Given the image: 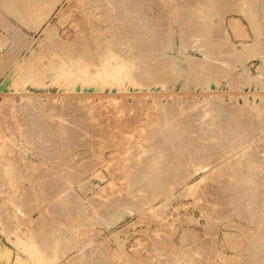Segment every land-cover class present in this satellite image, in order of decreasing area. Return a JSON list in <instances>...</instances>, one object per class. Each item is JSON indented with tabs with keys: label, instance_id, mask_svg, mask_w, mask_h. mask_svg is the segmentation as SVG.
I'll use <instances>...</instances> for the list:
<instances>
[{
	"label": "rangeland",
	"instance_id": "1",
	"mask_svg": "<svg viewBox=\"0 0 264 264\" xmlns=\"http://www.w3.org/2000/svg\"><path fill=\"white\" fill-rule=\"evenodd\" d=\"M189 1L0 0V264H169L177 261L175 258L177 263L170 264H179L180 260L182 264H191L192 260L193 264L264 263V251L260 253L264 222L257 221H264V201L260 205L264 200V0H217L220 6L215 0L212 4L210 0ZM192 3L195 7L202 4L204 9L210 4L214 7L206 9L211 17L203 16L206 26L193 10L195 7L188 8ZM181 5L187 8L184 15ZM197 21L201 26H196ZM196 39H202V44ZM191 74H195L193 79ZM206 115L217 120L220 117V129L226 127L221 129L220 141L201 136L198 119ZM63 134L70 143L62 138ZM164 153L171 158H164ZM156 157L166 164L157 166ZM152 159L156 170L160 167L167 174L171 168L173 172L166 175L171 184L166 190L171 195L167 197L166 191H155L158 170L152 166ZM220 164L226 165L221 168ZM226 167L229 177L224 173ZM53 175L56 179L50 177ZM143 175L147 180L141 181ZM58 177L65 180V185ZM242 183L246 184L243 188ZM234 186L238 190H232ZM220 187L223 190L219 192ZM250 189L257 193L246 192ZM54 200L59 202L58 207ZM207 202L215 207L218 202L222 205L217 210ZM255 209L260 210L259 214ZM252 235L259 238L255 240ZM250 239L256 243L252 245ZM165 254L172 259L168 261ZM93 255L99 258L92 259Z\"/></svg>",
	"mask_w": 264,
	"mask_h": 264
},
{
	"label": "bare ground",
	"instance_id": "2",
	"mask_svg": "<svg viewBox=\"0 0 264 264\" xmlns=\"http://www.w3.org/2000/svg\"><path fill=\"white\" fill-rule=\"evenodd\" d=\"M188 1H189V0H188ZM190 1H192V0H190ZM190 1H189V2H190ZM203 1H204V0H203ZM213 1H214V0H212V2H213ZM215 1H216V4H218V3H217V0H215ZM245 1H246V0H245ZM245 1H244V2H245ZM261 1H262V0H261ZM182 2H183V1H181V3H182ZM185 2H186V1H185ZM199 2H200V1H199ZM204 2H205V1H204ZM208 2H209V1H208ZM210 2H211V0H210ZM212 2H211V4H212ZM220 2H221V0H220ZM251 2H252V1H251ZM181 3H180V4H181ZM183 3H184V2H183ZM187 3H188V2H187ZM187 3H186V5H187ZM190 3H191V2H190ZM202 3H203V2H202ZM214 3H215V2H214ZM214 3H213V5H215ZM224 3H225V2H224ZM160 4H161V3H160ZM192 4H193V3H192ZM196 4H197V3H196ZM203 4H205V3H203ZM206 4H207V3H206ZM206 4H205V5H206ZM209 4H210V3H209ZM211 4H210V5H211ZM250 4H251V3H250ZM178 5H179V4H178ZM188 5H190V6H188V8H189V7H192V6L195 7L194 4H193V5L188 4ZM198 5H199V4H198ZM198 5H196V7L193 8V10L195 9V11L198 12V13L200 14V15H199V14L197 13V16H201V17H202L201 20H203V21H201V22H204V20L206 19V17H208V16L211 17L210 14H209L208 16H207V14H206V9H207V7H210V9H211V8L213 9L214 7H211L212 5H211V6L209 5V6L206 7V9H204L202 4H200L201 6H198ZM207 5H208V4H207ZM218 5L220 6V4H218ZM244 5H245V4H244ZM119 6H120V5H119ZM169 6H170V5H169ZM181 6H183V5H181ZM181 6H180V8H181ZM215 6H216V5H215ZM245 6H246V5H245ZM255 6H256V4H255ZM177 7H178V6H177ZM177 7H175V8H177ZM184 7H185V6H183V11H182V9H181V11L183 12V13L181 12V14H183V15H184V10L187 9V8L184 9ZM186 7H187V6H186ZM34 8H35V7H34ZM178 8H179V7H178ZM180 8H179V9H180ZM249 8H250V7H249ZM172 9H173V8H172ZM179 9H176V12H177V10L180 11ZM191 9H192V8H191ZM191 9H189V10H191ZM210 9H209V10H210ZM189 10H188V11H189ZM209 10H208V11H209ZM172 11H173V10H172ZM188 11H185V13L187 12L186 14H189ZM191 11H192V10H191ZM196 12H195V13H196ZM146 13H147V12H146ZM178 13H179V12H178ZM191 13H192V15H193L194 12H191ZM208 13H209V12H208ZM181 14H178V15H181ZM186 14H185V15H186ZM32 15H33V14H32ZM172 15H173V14H172ZM178 15H177V13H176V16H178ZM194 15H195V14H194ZM30 16H31V15H30ZM37 16H38V15H37ZM166 16H167V15H166ZM203 16H206V17H204V19H203ZM180 17H181V16H180ZM183 17L185 18V16H183ZM187 17H188V15H187ZM187 17H186V19H187ZM195 17H196V16H195ZM195 17H194V18H195ZM201 17H200V18H201ZM168 18H169V17H168ZM189 18H190V17H189ZM194 18L192 17L191 19H194ZM175 19H176V18H175ZM207 19H208V18H207ZM0 20H1V19H0ZM197 20H198V19H197ZM210 20H212V19H210ZM178 21H179V19H178ZM181 21H182V20H181ZM187 21L189 22L190 20H187ZM194 21H196V20H194ZM199 21H200V19H199ZM206 21H207V20H206ZM206 21H205V22H206ZM182 22H183V21H182ZM184 22H186V20H185ZM192 22H193V21H192ZM201 22H200V23H201ZM205 22H204V25H205ZM209 23L211 24V22H209ZM180 24H181V23H180ZM195 24H196V23H195ZM198 24H199V23H198V21H197L196 26H197ZM185 25H187V24L185 23ZM192 25H193V24H192ZM199 25H200V24H199ZM199 25H198V26H199ZM204 25H203V26H204ZM207 25L209 26V24H207ZM189 26H190V25H189ZM194 26H195V25H194ZM200 26H201V25H200ZM205 26H206V25H205ZM208 26H207V27H208ZM158 27H159V26H158ZM182 27H183V24H182ZM186 27H187V26H186ZM186 27L184 26V28H186ZM192 27H193V26H192ZM210 27H211V26H209V28H210ZM160 28H161V27H160ZM164 28H165V27H164ZM164 28H163V29H164ZM190 28H191V27H190ZM197 28H199V27H197ZM205 28H206V27H205ZM209 28H208V30H209V32H210V29H209ZM157 29H158V28H157ZM186 29H187V28H186ZM202 29H203V28H202ZM206 29H207V28H206ZM206 29H205V30H206ZM161 30H162V28H161ZM183 30H184V29H183ZM191 30H192V29H191ZM157 31H158V30H157ZM182 32H183V31H182ZM184 32H185V31H184ZM186 32H187V31H186ZM199 32H200V31H199ZM209 32L207 31L205 34L207 35V33L209 34ZM187 33H188V32H187ZM194 33H195V32H194ZM196 33H197V32H196ZM200 33H201V32H200ZM160 34H161V33H160ZM164 34H165V33H164ZM190 35H191V34H190ZM206 35H205V36H206ZM150 36H151V35H150ZM154 36H155V35H154ZM167 36H168V35H167ZM196 36H197V35H196ZM198 36H199V35H198ZM205 36H204V37H205ZM169 37H170V36H169ZM169 37H168V38H169ZM186 37H187V36H186ZM201 37H202V36H201ZM206 37H207V36H206ZM168 38H167V39H168ZM171 38H172V37H171ZM171 38H170V40H171ZM189 38H190V37H189ZM193 38H194V37H193ZM193 38H192V39H193ZM183 39H184V38H183ZM161 40H162V39H161ZM188 40H189V39H188ZM201 40H202V39H200V41H201ZM203 40H204V39H203ZM135 41H136V40H135ZM158 41H159V40H158ZM183 41H184V40H183ZM190 41H191V40H190ZM192 41H193V40H192ZM192 41H191V44L194 43L195 39H194L193 43H192ZM200 41H197V39H196V42H200ZM219 41H220V40H219ZM202 42H203V41H202ZM170 43H171V42H170ZM189 43H190V42H189ZM197 44H198V43H197ZM200 44H202V43L200 42ZM200 44H199V45H200ZM183 46H184V45H183ZM192 46H193V45H192ZM192 46H190V47H192ZM197 46H198V45H197ZM168 47H169V46H168ZM185 47H187V46H185ZM201 47H202V46H201ZM220 47H221V45H220ZM135 48H136V47H135ZM183 48H184V47H183ZM199 48H200V46H199ZM166 49H167V48H166ZM170 50H171V49H170ZM142 51H143V50H142ZM200 51H201V50H200ZM201 52H203V51H201ZM203 53H204V52H203ZM190 56H191V55H190ZM190 56L188 55V57H190ZM186 57H187V56H186ZM192 57H193V56H192ZM192 57H190V59H191ZM185 59H188V58H185ZM192 59H193V58H192ZM192 59H191V60H192ZM155 60H156V59H155ZM167 60H168V59H167ZM193 61H195V60H193ZM193 61H192V62H193ZM200 62H201V60H200ZM205 62H206V61H205ZM146 63H147V62H146ZM195 63H196V62H195ZM202 63H203V62H202ZM188 64H190V63H188ZM197 65H198V64H197ZM199 65H200V64H199ZM199 65H198V66H199ZM194 66H195V65H194ZM198 66H197V68H198ZM209 66H210V65H209ZM219 67H220V66H219ZM189 68H190V66H189ZM195 68H196V67H195ZM197 68H196V69H197ZM199 68H200V67H199ZM212 69H213V68H212ZM220 69H221V68H220ZM223 69H224V68H223ZM197 70H198V69H197ZM213 70H214V69H213ZM183 71H184V69H183ZM186 71H187V72H190V71L193 72L194 70H191V69H190V71H188V70H186ZM221 72H222V71H221ZM180 73H181V72H180ZM194 73H195V72H194ZM214 73H215V70H214ZM148 74H149V73H148ZM184 74H186L185 71H184ZM187 74H189V73H187ZM220 74H221V73H220ZM191 75H192V77H191L190 75H188V79H189V80H190L189 77H191V79H193V75H195V74H191ZM148 80H149V79H148ZM149 81H150V80H149ZM151 82H152V81H151ZM187 82H188V80H187ZM214 100H215V99H214ZM38 102H39V101H38ZM44 106H45V105H44ZM183 106H184V105H183ZM192 106H193V105H192ZM203 106H205V105H203ZM220 106H221V105H220ZM188 108H189V107H188ZM213 108H214V107H213ZM218 108H220V107H218ZM29 110H31V109H29ZM211 110H212V109H211ZM211 110H210V111L208 110V112H209L208 114H210ZM215 110H217V109H215ZM241 110H242V109H240V111H241ZM33 111H34V110H33ZM49 111H50V110H49ZM217 111H219V109H218ZM228 111H229V110H228ZM228 111H227V112H228ZM231 111H232V110H231ZM199 112H200V111H199ZM205 112H206V111H205ZM214 112H216V111H214ZM223 112H224V110H223ZM227 112H225V113H227ZM200 113H201V112H200ZM211 113H212V112H211ZM216 113H217V112H216ZM219 113H220V112H219ZM236 113H238V112H236ZM31 114H32V113H31ZM34 114H35V113H34ZM176 114H177V113H176ZM183 114H184V113H183ZM201 114H202V113H201ZM201 114H200V115H201ZM214 114H215V113H214ZM222 114H223V113H222ZM230 114H231V113H229V115H230ZM251 114H252V113H251ZM219 115H220V114H219ZM224 115H225V114H224ZM227 115H228V114H227ZM202 116H203V115H202ZM213 116H214V115H213ZM216 116H218V115L216 114ZM231 116H232V114H231ZM53 117H54V116H53ZM204 117H205V118H202L200 121H199V119H198V123H199L200 126H201V134L203 133L201 136L206 137L208 141H212V142L217 141V140H219L220 138H222L223 136L221 137V135H222V133H223V130L221 131V129H222L223 127L220 129L221 126L219 127V125H218V124L221 125V123H222V122H220L221 120L219 121L220 123H218V120H219L220 117L218 118V120L215 119V118H216L215 116H214V118H212V117H209V118H208V115H206V116H204ZM228 117H229V116H228ZM250 117H251V116H250ZM55 118H56V117H55ZM233 118H234V115H233ZM57 119H58V118H57ZM160 119H161V118H160ZM168 119H169V118H168ZM190 119H191V118H190ZM220 119H221V118H220ZM6 120H7V119H6ZM28 120H29V119H28ZM54 120H56V119H54ZM62 120H63V119H62ZM64 120H65V119H64ZM231 120H232V118H231ZM233 120H234V119H233ZM239 120H240V119H239ZM49 121H50V120H49ZM58 121H59V120H58ZM194 121H195V120H194ZM223 121H226V120L223 119ZM235 121H237V119H236ZM50 122H51V121H50ZM52 122H53V121H52ZM56 122H57V121H56ZM61 122H62V121H61ZM61 122H60V123H61ZM64 122H65V121H64ZM71 122H72V121H71ZM71 122H70V124H71ZM229 122H230V121H229ZM231 122H232V121H231ZM57 123H59V122H57ZM227 123H228V122H227ZM232 123H235V122H232ZM61 124H62V123H61ZM222 124H223V123H222ZM23 125H24V124H23ZM51 125H53V124H50V126H51ZM54 125H55V124H54ZM63 125L65 126V124H63ZM72 125H73V124H72ZM225 125H227V124H224V126H225ZM230 125H231V124H230ZM230 125H229V126H230ZM250 125H251V124H250ZM13 126H14V124H13ZM24 126H25V125H24ZM50 126H49V127H50ZM64 126H63L62 128H64ZM66 126H68V125H66ZM70 126H71V125H70ZM198 126H199V125H198ZM14 127H15V126H14ZM29 127H30V126H29ZM47 127H48V126H47ZM53 127H54V126H53ZM58 127H60V126H57V128H58ZM69 128H70V127H68V129H69ZM198 128H199V127H198ZM225 128H226V127H225ZM225 128H223V129L226 130ZM242 128H243V127H242ZM246 128H247V127H246ZM4 129H5V128H4ZM46 129H48V128H46ZM52 129H53V128H52ZM54 129L56 130V128H54ZM188 129H189V128H188ZM229 129H230V128H229ZM231 129H233V128L231 127ZM251 129H252V128H251ZM15 130H16V129H15ZM44 130H45V129H44ZM49 130H50V129H49ZM55 130H54V131H55ZM64 130H65V129H64ZM64 130H63V132H64ZM248 130H249V129H248ZM51 131H52V130H50V132H51ZM60 131H61V130H59V132H60ZM66 131H67V130H66ZM66 131H65V132H66ZM71 131H72V130H71ZM196 131H197V130H196ZM232 131H233V130H232ZM14 132H15V131H14ZM69 132H70V131H69ZM69 132H68V133H69ZM72 132H73V131H72ZM199 132H200V131H197L198 134H199ZM224 132L226 133V131H224ZM229 132H230V130H229ZM10 133H11V132H10ZM66 133H67V132H66ZM66 133H65V136H66ZM227 133H228V132H227ZM230 133H232V132H230ZM230 133H229V137H227L228 135L226 136V138H227V139H226V142H227L228 138H230ZM38 134H39V133H38ZM47 134H48V133H47ZM57 134H58V133H57ZM170 134H171V133H170ZM198 134H197V136L200 135V134H199V135H198ZM236 134H238V133H236ZM247 134H248V133H247ZM9 135H10V134H9ZM48 135H49V134H48ZM58 135H59V134H58ZM58 135H57V136H58ZM68 135H69V134H68ZM223 135H224V134H223ZM233 135H234V134H232L231 136H233ZM49 136H51V135H49ZM49 136H48V137H49ZM52 136H54V135L52 134ZM63 136H64V134H63ZM63 136H62V138H63L64 140H66V138L68 137V136H67V137L65 138V136H64V137H63ZM194 136H196V135L194 134ZM201 136H200V137H201ZM235 136H236V135H235ZM238 136H239V135H238ZM185 137H186V136H185ZM224 137H225V136H224ZM1 138H2V137H1ZM50 138H51V137H50ZM50 138H49V139H50ZM53 138H54V137H53ZM53 138H52V139H53ZM60 138H61V137H60ZM172 138H173V140H174V136H173ZM176 138H177V137H176ZM191 138H192V137H191ZM233 138H234V136H233ZM233 138H232V139H233ZM10 139H11V138H10ZM15 139H16V138H15ZM58 139H59V138H58ZM168 139L170 140V137H168ZM180 139H181V137H180ZM195 139H196V138H195ZM198 139H199V138H198ZM200 139H201V138H200ZM224 139H225V138H224ZM238 139H239V138H238ZM55 140H56V138H55ZM67 140H68V139H67ZM67 140H66V141H67ZM173 140H172V141H173ZM220 140H221V139H220ZM220 140H219V141H220ZM229 140H230V139H229ZM234 140H235V142H236L237 139H234ZM234 140H233V141H234ZM7 141H8V140H7ZM53 141H54V140H53ZM60 141H62V139H61ZM60 141H59V142H60ZM68 141H69V143H70L71 140H68ZM162 141H163V140H162ZM180 141H181V140H180ZM190 141H191V140H190ZM222 141H223V140H222ZM231 141H232V140H231ZM0 142H1V141H0ZM17 142H18V141H17ZM47 142H48V141H47ZM50 142H51V141H50ZM54 142H55V141H54ZM56 142L58 143V140H57ZM56 142H55V144H56ZM199 142H200V141H199ZM229 142H230V141H229ZM239 142H240V140H239ZM259 142H260V141H259ZM11 143H12V142H11ZM52 143H53V142H52ZM52 143H50V144L52 145ZM67 143H68V142H67ZM173 143H174V142H172L171 145H173ZM188 143H189V142H188ZM196 143H197V142H196ZM200 143H201V142H200ZM200 143H199V144H200ZM218 143H219V142H218ZM232 143L234 144V142H232ZM246 143H247V142H246ZM262 143H263V142H262ZM48 144H49V143H48ZM55 144H54V145H55ZM61 144H63V142H62ZM64 144L66 145V143H64ZM146 144H147V142H146ZM150 144H151V143H150ZM168 144H169V143H168ZM179 144H180V143H179ZM179 144H178V146H179ZM214 144H215V143H214ZM216 144H217V143H216ZM252 144H253V143H252ZM257 144H258V143H257ZM65 145H64V146H65ZM136 145H137V144H136ZM171 145H170V146H171ZM174 145L176 146V142H175ZM194 145H195V144H194ZM209 145H210V144H209ZM220 145H221V144H220ZM224 145H225V144H224ZM227 145H228V144H227ZM229 145H230V144H229ZM235 145L237 146V144H235ZM240 145H241V144H240ZM4 146H5V145H4ZM4 146H2V147H4ZM48 146H49V145H48ZM58 146H59V145H58ZM61 146H62V145H61ZM64 146H62V147H64ZM165 146H166V145H165ZM167 146H168V145H167ZM175 146H174V147H175ZM195 146H196V145H195ZM198 146H199V145H198ZM230 146H231V145H230ZM236 146H235V147H236ZM249 146H250V145H249ZM5 147H6V146H5ZM50 147H51V146H50ZM65 147H66V146H65ZM134 147H135V146H134ZM137 147H138V146H137ZM162 147H163V146H162ZM168 147H169V146H168ZM168 147H167V148H168ZM171 147H173V146H171ZM176 147H177V146H176ZM176 147H175V148H176ZM207 147H208V146H207ZM210 147H211V145H210ZM232 147H234V146H232ZM232 147H231V148H232ZM246 147H248V146H246ZM59 148H60V147H59ZM26 149H27V148H26ZM56 149H58V148H56ZM63 149H64V148H63ZM176 149H178V148H176ZM176 149H175V150H176ZM205 149H206V148H205ZM209 149H211V148H209ZM242 149H243V148H242ZM242 149H241V150H242ZM6 150H7V149H6ZM13 150H14V149H13ZM50 150H51V149H50ZM52 150L54 151L55 149L52 148ZM60 150H62V148H61ZM60 150H59V151H60ZM134 150H136V151H138V153H140V152H139V149L137 150L136 148H134ZM146 150H147V149H146ZM169 150H170V149H169ZM214 150H215V149H214ZM217 150H218V149H217ZM254 150H255V149H254ZM259 150H260V149H259ZM8 151H9V148H8ZM64 151H65V150H64ZM140 151H141V150H140ZM143 151H144V150H143ZM157 151H158V150H157ZM164 151H165V150H164ZM209 151H210V150H209ZM6 152H7V151H6ZM6 152H5V153H6ZM62 152H63V151H62ZM165 152H166V151H165ZM167 152H168V151H167ZM171 152H172V151H171ZM171 152H170V153H171ZM177 152H179V150H177L176 153H174L175 156H176ZM183 152H184V151H183ZM202 152H203V151H202ZM218 152H219V151H218ZM220 152H221V151H220ZM255 152H256V151H255ZM52 153H53V152H51V155H52ZM54 153H55V152H54ZM54 153H53V154H54ZM138 153H137V155H139ZM172 153H173V152H172ZM12 154H13V153H12ZM141 154H142V153H141ZM160 154H161V153H160ZM164 154H165V156H166V153H164ZM179 154H181V153H178V155H179ZM184 154H185V153H184ZM191 154H192V153H191ZM222 154H223V153H222ZM227 154H228V153H227ZM233 154H234V153H233ZM237 154H238V153H237ZM249 154H250V153H249ZM0 155H1V154H0ZM2 155H3V153H2ZM6 155H7V154H6ZM6 155H4V156L6 157ZM60 155H62V156H63V155L67 156L66 154H60ZM142 155H143V154H142ZM142 155H141V158L143 157ZM182 155H183V154H182ZM187 155H188V154H187ZM187 155H186V156H187ZM242 155H244V154H242ZM52 156H54V155H52ZM146 156H147V155H146ZM153 156H154V155H153ZM158 156H159V154H158ZM170 156H171V155H170ZM170 156L167 154L166 157H164V156H162V157H164V158H168V157H170ZM173 156H174V155H173ZM180 156H181V155H180ZM180 156H178V157H180ZM183 156L185 157V155H183ZM190 156H191V158H192V155H190ZM194 156H195V155H194ZM206 156H207V154H206ZM209 156H210V155H209ZM240 156H241V155H240ZM159 157H160V156H159ZM162 157H161V158H162ZM178 157H177V158H178ZM184 157H183V158H184ZM199 157H200V156H199ZM216 157H217V156H216ZM55 158H56V157H55ZM64 158H65V157H64ZM145 158H146V157H145ZM157 158H158V157H156V159H157ZM164 158H162V159L164 160ZM170 158H171V157H170ZM170 158H169V160H170ZM175 158H176V157H175ZM177 158H176V159H177ZM188 158H189V157H188ZM196 158H197V157H196ZM231 158L234 159V157H231ZM238 158H239V156H238ZM2 159H3V157H2ZM4 159H5V158H4ZM4 159H3V161H4ZM7 159H9V158H7ZM7 159H6V160H7ZM57 159H58V157H57ZM62 159H63V158H61V160H62ZM143 159H144V158H143ZM156 159L154 158L155 161H156ZM181 159H182V158H181ZM192 159H193V158H192ZM233 159H232V160H233ZM251 159H252V158H251ZM251 159H250V160H251ZM6 160H5V161H6ZM23 160H24V159H23ZM59 160H60V159H59ZM65 160H66V158H65ZM140 160H141V159H140ZM150 160H151V159H150ZM150 160H149V161H150ZM158 160H159V159H157V162H158ZM160 160H161V159H160ZM169 160H167V163H168ZM172 160H173V157H172L171 161H172ZM177 160L180 162L179 159H177ZM183 160H184V159H183ZM200 160H201V158H200ZM228 160H229V159H228ZM237 160H238V159H237ZM237 160H236V161H237ZM245 160H246V159H245ZM0 161H1V160H0ZM7 161H8V160H7ZM15 161H16V160H15ZM57 161H58V160H57ZM62 161H63V160H62ZM122 161H123V160H122ZM146 161H147V160H146ZM155 161H154V162H155ZM161 161H162V160H161ZM165 161H166V160H165ZM178 161H177V162H178ZM189 161H190V160H189ZM194 161H195V159H194ZM202 161H203V160H202ZM225 161H226V160H225ZM230 161H231V160H230ZM241 161H242V160H241ZM246 161H248V160H246ZM65 162H66V161H65ZM139 162H140V161H139ZM150 162H153V159H152V161H150ZM154 162L152 163V164H153L152 166H153L154 169H155V168H156V166H155L156 163H155V165H154ZM162 162L164 163V161H162ZM162 162H158V163H157V164H158L157 166H160L159 163L162 164ZM169 162H170V161H169ZM172 162H175V161H172ZM172 162H170V163H172ZM182 162H183V161H182ZM185 162H187V161H185ZM191 162H192V161H191ZM199 162H200V161H199ZM238 162H239V161H238ZM2 163H3V162H2ZM18 163H19V162H18ZM57 163H58V162H57ZM123 163H124V162H123ZM142 163H143V162H142ZM142 163H141V164H142ZM147 163H148V162H147ZM196 163H197V161H196ZM196 163H195V164H196ZM202 163H203V165H204V162H202ZM202 163H201V164H202ZM221 163H222V162H221ZM233 163H235V162H233ZM248 163L250 164V162H248ZM61 164H62V163H61ZM145 164H146V163H145ZM149 164H150V163H149ZM164 164H166V163H164ZM164 164H163V165H164ZM172 164H173V163H172ZM172 164H171V165H172ZM182 164H183V163H182ZM190 164H191V163H190ZM216 164H217V163H216ZM218 164H219V163H218ZM227 164H230V162L227 163ZM236 164H237V163H236ZM243 164H244V163H243ZM245 164H246V163H245ZM2 165H3V164H2ZM9 165H10V164H9ZM9 165H8V166H9ZM63 165H64V164H63ZM66 165H67V166L69 165L68 162H67ZM171 165H170V166H171ZM176 165H177V164H176ZM176 165H175V166H176ZM188 165H189V164H188ZM198 165H200V164L198 163ZM203 165H202V166H203ZM222 165H223V164H222ZM225 165H226V164H225ZM225 165L221 166V164H220L219 166H221V168H222V167L224 168ZM234 165H235V164H234ZM33 166H34V165H33ZM141 166H142V168H143V165H141ZM146 166L148 167L149 165L147 164ZM146 166H145V167H146ZM161 166H162V165H161ZM166 166H168V164H167ZM166 166L164 165L163 167L165 168ZM178 166H179V164H178ZM181 166H182V165H181ZM193 166H196V165L192 164L191 167H193ZM204 166H205V165H204ZM206 166H207V165H206ZM227 166H228V165H227ZM236 166H237V165H236ZM239 166H240V165H239ZM244 166H245V165H244ZM244 166L242 167V169L245 168ZM254 166H255V164H254ZM254 166H252V167H254ZM1 167H2V166H1ZM153 167H152V169H153ZM163 167H162V168H163ZM168 167H169V166H168ZM173 167H174V166H172V168H173ZM179 167H180V166H179ZM179 167L176 166V168H175V167H174V168L177 169V168H179ZM182 167H183V166H182ZM184 167H185V166H184ZM186 167H187V166H186ZM191 167H190V168L187 167V169H192ZM232 167H233V165L231 164V168H232ZM234 167H235V166H234ZM240 167H241V166H240ZM246 167H249V168H250L251 166H246ZM59 168H60V167H59ZM68 168H69V167H68ZM142 168H141V169H142ZM150 168H151V167H150ZM180 168H181V167H180ZM194 168H197V167H194ZM213 168H215V167H213ZM216 168H218V166H217ZM216 168H215V169H216ZM226 168H227V171H225V169H224L225 172H224V171H222V172H224V173L228 172V167H226ZM229 168H230V167H229ZM236 168H238V169H237L238 172L241 171V168H240V170H239V167H236ZM61 169L63 170V166H61ZM64 169H65V166H64ZM146 169H147V168H146ZM166 169H167V168H166ZM166 169H164V170H166ZM168 169L171 170V168H168ZM175 169H174V171H176ZM184 169H185V168H184ZM209 169L211 170V168H209ZM209 169H208V170H209ZM232 169H233V168H232ZM232 169H231V171H232ZM245 169H246V168H245ZM245 169H244V170H245ZM256 169H257V167H256ZM59 170H60V169H58V171H59ZM62 170H61V173H62ZM66 170H68V169H66ZM66 170H65V171H66ZM155 170H156V169H155ZM157 170H158V171H157ZM157 170H156V171H157V173H158V176H157V175H156V176L158 177V185H156L157 190L155 189V191L158 192V190H159V193H160V191L162 192V191H166V190H168V186H169V185L171 186V184L168 185V181H169L170 179H167L168 177H167L166 175H167L168 173H173V172H170V170H169V172L166 174L167 171H166V172H165V171H162V169H161L160 167H159ZM195 170H197V169H195ZM213 170H214V169H213ZM221 170H222V169H221ZM221 170H218V171L220 172ZM229 170H230V169H229ZM235 170H236V169H235ZM235 170L233 169V171H234L233 173H235ZM249 170H250V169H249ZM253 170H254V168H253ZM261 170H262V169H261ZM68 171H70V170H68ZM147 171H149V170H147ZM153 171H154V170H153ZM177 171L180 172V170H177ZM182 171H183V170H182ZM193 171H194V169H193ZM216 171H217V170H216ZM251 171H252V169H251ZM251 171H250V172H251ZM262 171H263V170H262ZM45 172H46V171H45ZM141 172H142V171H140L139 174H140ZM154 172H155V171H154ZM183 172H185V171H183ZM206 172H207V171H206ZM236 172H237V171H236ZM246 172H247V171H246ZM254 172H255V171H254ZM259 172H260V170H259ZM263 172H264V171H263ZM64 173H66V172H64ZM144 173H145V172H144ZM149 173H152V172H149ZM149 173H148V174H149ZM207 173H208V172H207ZM213 173H214V171H213ZM228 173H229V172H228ZM240 173H241V172H240ZM240 173H239V175L242 174V173H241V174H240ZM256 173H258V172H256ZM9 174H10V173H9ZM57 174H58V173H57ZM67 174H69V173H67ZM70 174H71V173H70ZM148 174H145V175H148ZM152 174L155 175L154 173H152ZM174 174H176V177H177V172H176V173L174 172ZM174 174H173V175H174ZM191 174H193V172H192ZM209 174H210V173H209ZM215 174H216V173H215ZM226 174H227V173H226ZM58 175H59V177H60V173H59ZM62 175H63V174H62ZM145 175H143L144 178H143V180H141V181H145V180H147V179H146L147 177L145 178ZM181 175H182V174H181ZM185 175H186V174H185ZM187 175H188V174H187ZM211 175L214 176V174H212V173H211ZM211 175H210V176H211ZM221 175H222V173H221ZM223 175H224V174H223ZM227 175H228V174H227ZM227 175H226V176H227ZM229 175H230V173H229ZM229 175H228V177H229ZM243 175H244V173H243ZM245 175H246V174H245ZM248 175H249V174H248ZM250 175H251V174H250ZM256 175H257V174H256ZM259 175H260V174H259ZM53 176H54V175H53ZM53 176H50V177H51V178H55V177H56V176H54V177H53ZM70 176H71V175H70ZM70 176H69V177H70ZM150 176H151V175H150ZM206 176H207V175H206ZM226 176H224V177H226ZM233 176H235V175H233ZM236 176H238V175L236 174ZM236 176H235V177H236ZM246 176H247V175H246ZM246 176H245V178H246ZM252 176H253V174H252ZM252 176H249V178L252 177ZM41 177H42V176H41ZM46 177L48 178L49 176L46 175ZM59 177H58V179H59ZM62 177H65V176H62ZM139 177H140V176H139ZM141 177H142V176H141ZM157 177H156V178H157ZM169 177H170V175H169ZM181 177H183V176H181ZM208 177H209V176H208ZM217 177H219V178H217ZM217 177H216L217 179H220V176H218V173H217ZM221 177H223V176H221ZM255 177H256V176H254L253 178H255ZM257 177H258V176H257ZM257 177H256V178H257ZM261 177H262V175H261ZM38 178H39V177H38ZM66 178H68V177H66ZM66 178H65V179H66ZM151 178H152V176H151ZM154 178H155V176H154ZM154 178H153V179H154ZM156 178H155V179H156ZM174 178H175V177H174ZM179 178H180V177H178V179H179ZM204 178L206 179L207 177L204 176ZM213 178H214V177H213ZM232 178H233V177H232ZM238 178H240V177H238ZM242 178H243V177H242ZM242 178H241V179H242ZM253 178H252V179H253ZM9 179H10V178H9ZM45 179H46V178H45ZM49 179H50V178H49ZM55 179H56V178H55ZM60 179L62 180L63 178H60ZM60 179H59V180H60ZM141 179H142V178H141ZM144 179H145V180H144ZM148 179L150 180L149 176H148ZM153 179H152V182H153ZM183 179H185V178L183 177ZM183 179H182V180H183ZM207 179H208V178H207ZM207 179H206V180H207ZM209 179L211 180V178H209ZM217 179H216V180H217ZM230 179H231V177H230ZM234 179H235V178H234ZM234 179H233V180H234ZM236 179H237V178H236ZM247 179H248V178H247ZM10 180H11V179H10ZM13 180H14V177H13ZM13 180H12V184H14V183H13ZM61 180H60V181H61ZM139 180H140V179H139ZM149 180H148V181H149ZM171 180H172V175H171ZM179 180H180V179H179ZM182 180H181V181H182ZM203 180H204V179H203ZM216 180H215V181H216ZM220 180H221V179H220ZM220 180H219V181H220ZM223 180H224V179H223ZM225 180H228V179L225 178ZM237 180H238V179H237ZM237 180H234V182L237 181ZM248 180L252 181L251 179H248ZM253 180H255V179H253ZM261 180H262V179H261ZM261 180H260V181H261ZM263 180H264V179H263ZM263 180H262V181H263ZM53 181H56V180L53 179ZM63 181H64V185H65V180L63 179ZM71 181H72V180H71ZM71 181H69L67 184H68V185H69V183L71 184ZM148 181H147V182H148ZM156 181H157V180H156ZM156 181H155V182H156ZM172 181H173V180H172ZM184 181H185V180H184ZM213 181H214V180H213ZM230 181H231V180H230ZM239 181H240V179H239ZM242 181H244V178H243V180H241V182H242ZM245 181H246V180H245ZM51 182H52V181H51ZM51 182H50V183H51ZM57 182L60 183L58 180H57ZM155 182H154V184H155ZM173 182H175V181H173ZM173 182H172V183H173ZM177 182H178V180H177ZM222 182H223V181H222ZM247 182H249V181H247ZM252 182H253V181H252ZM252 182H251V183L249 182L250 185H251V184H252V185L254 184V183H252ZM53 183H54V182H53ZM53 183H52V184H53ZM55 183H56V182H55ZM58 183H57V184H58ZM181 183H182V182H181ZM199 183H201V182H199ZM204 183H205V181H204ZM204 183H201V184H204ZM207 183H208V182H207ZM219 183H221V181L218 182V184H219ZM225 183H226V182H225ZM227 183H228V182H227ZM229 183H230V182H229ZM237 183H238V182H237ZM38 184H39V183H38ZM67 184H66V185H67ZM149 184H150V186H151V183H150V182H149ZM176 184H177V183H176ZM178 184H179V183H178ZM213 184H214V183H213ZM243 184H244V183H242V186H241L242 188H243ZM256 184H257V182H255V185H256ZM261 184H263V183H261ZM14 185H15V184H14ZM14 185H13V186H14ZM59 185H60V184H59ZM61 185H62V184H61ZM61 185H60V186H61ZM64 185H63V186H64ZM147 185H148V183H147ZM174 185H175V184H174ZM185 185H186V184H185ZM228 185H230V184H228ZM233 185H234V183H233ZM233 185H232V187H233ZM235 185H237V184H235ZM238 185H239V183H238ZM245 185H246V184H244V186H245ZM258 185H259V184H258ZM9 186H10V185H9ZM63 186H62V187H63ZM152 186H153V184H152ZM175 186H176V185H175ZM175 186H173V187L175 188ZM230 186H231V185H230ZM247 186H249V185L247 184ZM263 186H264V185H263ZM55 187H56V185H55V186L53 185V188H55ZM62 187H61V188H62ZM156 187H155V188H156ZM189 187H190V186H189ZM195 187H196V186H195ZM224 187H225V185H224ZM232 187H231V188H232ZM235 187H236V186H234V188H232V190L234 189V191H235ZM238 187H240V185H239ZM255 187H257V185H256ZM260 187H261V186H260ZM56 188H57V187H56ZM59 188H60V187H59ZM170 188H171V187H170ZM174 188H173V189H174ZM187 188H188V187H187ZM192 188H194V187H192ZM215 188H216V187H215ZM218 188H219V187H218ZM220 188H221V187H220ZM222 188H223V186H222ZM222 188H221V190H219V192L222 191V190L224 189V188H223V189H222ZM227 188H228V187H227ZM229 188H230V187H229ZM244 188H245V187H244ZM249 188H250V187H249ZM251 188H252V187H251ZM253 188H254V187H253ZM253 188H252V189H253ZM45 189H46V188H45ZM57 189H58V188H57ZM57 189H55V190L53 189V191H56ZM152 189H153V188H152ZM175 189H176V188H175ZM175 189H174V190H175ZM190 189H191V188H189V190H190ZM196 189H197V188H196ZM211 189H212V188H211ZM225 189H226V188H225ZM236 189H237V187H236ZM247 189H248V187H247ZM255 189H257V188H255ZM259 189H260V188H259ZM261 189H262V187H261ZM14 190H15V189H14ZM174 190H173V191L170 190V191H172V194L174 193ZM237 190H238V189H237ZM241 190H242V189L240 188V191H241ZM245 190H246V189H245ZM245 190H244V192H245ZM257 190H258V189H257ZM263 190H264V189H263ZM51 191H52V190H51ZM53 191H52V192H53ZM57 191H59V190H57ZM191 191H192V189H191ZM191 191H190V192H191ZM199 191H200V190H199ZM258 191H259V190H258ZM65 192H66V191H65ZM157 192L155 193L156 195H157ZM195 192H196V191H194V192L192 191V193H195ZM201 192L203 193L204 191H201ZM223 192H224V191H223ZM242 192H243V191H242ZM246 192L249 193V192H255V191H252V190L250 189V190H248V191H246ZM260 192H263V191L261 190ZM68 193H69V192H68ZM166 193H167V191L165 192V196H166V197H167V195H169V193H170V195H171V192H169L168 194H166ZM216 193H218V192L216 191ZM225 193H226V192H225ZM227 193L231 194L230 191L227 192ZM232 193H233V192H232ZM234 193H235V192H234ZM248 193H247V194H248ZM255 193H257V191H256ZM255 193H253V194H255ZM52 194H53V193H52ZM54 194H55V195H54ZM54 194H53L54 199H57L58 197L55 198V197L57 196L56 192H54ZM69 194H70V193H69ZM69 194H68V197H69ZM153 194H154V193H153ZM160 194H161V193H160ZM160 194H159V195H160ZM203 194H204V193H203ZM214 194H215V193H214ZM218 194H219V193H218ZM253 194L250 195L252 198H253ZM262 194H263V193H262ZM29 195H30V194H29ZM191 195H192V194H191ZM204 195H205V194H204ZM204 195H203V196H204ZM208 195H209V194H208ZM208 195H207V196H208ZM238 195H239V193H238ZM241 195H242V194H241ZM241 195H240V196H241ZM248 195H249V194H248ZM248 195H246V197H247ZM17 196H18V195H17ZM40 196H41V195H40ZM63 196H64V194H63ZM174 196H175V195H174ZM174 196H171V197H174ZM198 196H199V195H198ZM205 196H206V195H205ZM233 196H234V195H232V197H233ZM244 196H245V195H244ZM254 196L256 197V195H254ZM154 197H155V199H156V196H154ZM175 197H176V196H175ZM201 197H202V195H201ZM201 197H200V198H201ZM242 197H243V196H242ZM246 197H243V198H245V200H246ZM251 197H250V199H251ZM259 197H260V196H259ZM262 197H264V196H262ZM51 198H52V197H51ZM61 198H62V197H61ZM160 198H161V197H160ZM163 198H164V193H163ZM200 198H199V199H200ZM216 198L218 199V197H216ZM221 198H222V197H221ZM235 198H236V197H235ZM235 198L233 197V199H235ZM243 198H242V199H243ZM23 199H24V198H23ZM49 199H50V198H49ZM59 199H60V198H59ZM64 199H65V198H64ZM66 199H67V198H66ZM157 199L159 200V196H158ZM157 199H156V200H157ZM174 199H175V198H174ZM227 199H228V198H227ZM233 199H229V201H230V200H233ZM237 199H238V198H237ZM239 199H240V198H239ZM239 199H238V200H239ZM16 200H17V199H16ZM160 200H161V199H160ZM166 200H170V199L167 198ZM201 200H202V198L200 199V201H201ZM208 200H209V199H208ZM218 200H219V199H218ZM235 200H236V199H235ZM256 200H257V199H256ZM256 200H255V201H256ZM261 200H262V199H260V201H261ZM73 201H74V200H73ZM89 201H90V200H89ZM216 201H217V200H216ZM216 201H213V202H216ZM219 201H220V200H219ZM222 201H223V200H222ZM229 201H228V202H229ZM248 201H249V198H248ZM248 201H247V202L244 201V202H246L247 205H248ZM250 201H251V200H250ZM250 201H249V204H250ZM252 201H253V200H252ZM255 201H254V202H255ZM263 201H264V200H262V204H260V205H262V206H263ZM18 202H19V201H18ZM34 202H35V201H34ZM169 202H170V201H168V203H169ZM238 202H239V201H238ZM240 202L243 203L242 200H240ZM26 203H27V202H26ZM38 203H39V202H38ZM53 203H55V200H54ZM57 203H59V202L57 201V202L55 203L56 206L58 207ZM73 203H74V202H73ZM166 203H167V201H166ZM166 203H165V204H166ZM207 203H209V202H207ZM211 203H212V202H211ZM216 203H217V202H216ZM218 203H219V205L221 204L220 202H218ZM229 203H230V202H229ZM260 203H261V202H260ZM18 204H19V203H18ZM71 204H72V203H71ZM162 204H164V202H163ZM204 204H205V206H206V203H204ZM209 204H210V203H209ZM209 204H208V205H209ZM224 204H225V203H224ZM231 204L233 205L234 203L232 202ZM236 204H238V203L236 202ZM251 204H252V203H251ZM256 204H258V203H256ZM256 204H254L255 208H256ZM32 205H33V204H32ZM61 205H62V204H61ZM210 205H211V204H210ZM219 205L217 204L216 206L218 207ZM221 205H222V204H221ZM221 205H220V206H221ZM239 205H241V204L239 203ZM33 206H34V205H33ZM64 206H66V205H64ZM75 206H76V205H75ZM160 206H161V205H160ZM160 206H159V207H160ZM162 206H163V205H162ZM213 206L215 207V205H211V208H212V209H213ZM220 206H219V207H220ZM223 206H224V205H223ZM237 206H238V205H237ZM250 206H251V205H250ZM254 206H253V207H254ZM257 206H258V205H257ZM71 207H72V206H71ZM176 207H177V206H176ZM207 207H208V206H207ZM217 207H215V208H216L217 210H219V209H218L219 207H218V208H217ZM233 207H234V205H233ZM233 207H231V208H233ZM246 207H247V206H246V204H245V205H244V208H246ZM248 207H249V206H248ZM54 208H55V207H54ZM63 208H64V207H63ZM69 208H70V207H69ZM72 208H73V207H72ZM87 208H88V207H87ZM152 208H153V207H152ZM154 208H155V207H154ZM154 208H153V209H154ZM199 208H200V206H199ZM220 208H221V207H220ZM235 208H236V206H235ZM239 208H240V206H239ZM239 208H237V209H239ZM241 208H242V207H241ZM249 208H250V207H249ZM261 208H263V207H261ZM11 209H12V208H11ZM73 209H74V211H75V208H73ZM150 209H151V207H150ZM150 209L148 208V210H150ZM153 209L150 210V211H153ZM204 209H205V208H204ZM209 209H210V208H209ZM242 209H243V208H242ZM257 209H260V207L257 208ZM65 210H66V209H65ZM155 210H156V208H155ZM179 210H180V209H179ZM227 210H228V209H227ZM229 210H231V209H229ZM247 210H248V209H247ZM247 210H246V211H247ZM253 210H254V209H253ZM253 210H251V211L253 212ZM263 210H264V209H263ZM10 211H11V210H10ZM56 211H57V210H56ZM56 211H55V212H56ZM67 211H68V210H67ZM70 211H71V210H70ZM205 211H207V210H205ZM208 211H209L210 214H211V211H210V210H208ZM214 211H215V210H214ZM214 211H213V212H214ZM240 211H241V210H240ZM244 211H245V210H244ZM246 211H245V212H246ZM259 211H260V210H259ZM259 211H257V212H259ZM261 211H262V209H261ZM202 212H204V210H202ZM238 212H239V210H238ZM247 212H248V211H247ZM255 212H256V209H255ZM255 212H253V213H255ZM257 212L255 213L256 215L259 214V213H257ZM263 212H264V211H263ZM45 213H46V212H45ZM63 213H64V212H63ZM69 213H70V212H69ZM79 213H80V212H79ZM95 213H96V212H95ZM206 213H207V212H205V214H206ZM215 213H216V212H215ZM217 213H218V212H217ZM217 213H216V214H217ZM227 213H228V212H227ZM236 213H237V212H236ZM239 213H240V212H239ZM241 213H242V212H241ZM241 213H240V214H241ZM248 213H249V212H248ZM248 213H246V214H248ZM19 214H20V213H19ZM54 214H56V213H54ZM57 214H58V213H57ZM61 214H62V213H61ZM233 214H234V213H233ZM240 214H239V215H240ZM246 214H245V215H246ZM249 214H250V213H249ZM251 214H252V213H251ZM261 214H262V216L264 217V213H261ZM261 214H260V215H261ZM65 215H67V214L65 213ZM68 215H69V214H68ZM68 215H67V216H68ZM214 215H215V214H214ZM218 215H219V214H218ZM241 215L243 216L244 214H241ZM260 215H258V216H260ZM15 216H16V215H15ZM57 216H58V215H57ZM212 216H213V215H212ZM248 216H250V215H248ZM252 216H253V215H252ZM258 216H257V219H258V218H260V219L263 218V217L261 218V217H258ZM69 217H70V216H69ZM203 217H204V216H203ZM216 217H217V215H216ZM254 217L256 218V216H254ZM209 218H211V217L209 216ZM212 218H214V217H212ZM212 218H211V219H212ZM246 218H247V217H246ZM16 219H17V218H16ZM188 219L192 220V218H188ZM49 220H50V219H49ZM57 220H58V219H57ZM190 220H188V221H190ZM194 220H195V219H193L192 222H194ZM207 220H208V219H207ZM209 220H210V219H209ZM212 220H213V219H212ZM212 220H211V221H212ZM250 220H251V218H250ZM253 220H254V218H253ZM253 220H252V221H253ZM211 221H210V222H211ZM213 221H214V220H213ZM257 221H261L262 223L264 222V221H262V220H257ZM184 222H185V221H184ZM190 222H191V221H190ZM192 222H191V223H192ZM65 223H66V222H65ZM215 223H216V222H215ZM258 223H259V222H258ZM34 224H35V223H34ZM213 224H214V223H213ZM259 224H260V223H259ZM259 224H257V225H258V226H256L257 228H259V226H260ZM46 225L48 226V224H46ZM53 225H54V224H53ZM75 225H76V224H75ZM207 225H208V224H207ZM208 226H209V225H208ZM210 226H211V225H210ZM212 226H213V225H212ZM214 226H216V225H214ZM261 226H262L261 229L264 228V223H263V225H261ZM41 227H42V226H41ZM51 227H52V226H51ZM178 227H179V226H178ZM239 227H240V226H239ZM46 228H47V227H46ZM54 228H55V227H54ZM71 228H72V227H71ZM257 228H256V229H257ZM47 229H48V228H47ZM69 229H70V228H69ZM237 229H238V228H237ZM244 229H245V228H244ZM261 229L259 228V230H261ZM64 230H65V229H64ZM67 231H68V230H67ZM246 231H247V230H246ZM261 231L264 232L263 230H261ZM32 232H33V231H32ZM69 232H70V231H69ZM249 232H250V231H249ZM255 232H256V231H255ZM257 232H258V230H257ZM262 232H261V234H263ZM65 233H66V232H65ZM232 234H233V233H232ZM254 234H255V233H254ZM256 234H260V232H258V233H256ZM261 234H260V237H262ZM158 235H159V234H158ZM230 235H231V234H230ZM246 235H247V234H246ZM247 237H248V236H247ZM250 237H251V236H250ZM252 237H253V235H252ZM164 238H165V237H164ZM254 238H255V235H254L253 239H254ZM256 238H259V236L257 237V235H256ZM256 238H255V240H256ZM263 238H264V237H263ZM157 239H159V238L157 237ZM165 239H166V238H165ZM226 239H227V238H226ZM251 239H252V238H251ZM251 239H250V241H251ZM260 239H261V238H260ZM90 240H91V239H90ZM258 240H259V239H258ZM162 241H163V239H162ZM165 241L168 242L167 239H166ZM261 241H262V240H261ZM157 242H158V241H157ZM231 242H232V241H231ZM251 242H252V241H251ZM254 242H255V241H254ZM254 242H252V245H254V244H253ZM168 243H169V242H168ZM255 243H256V242H255ZM260 243H261V245H262L263 241L260 242ZM260 243H259V244H260ZM166 244H167V243H166ZM166 244H165V242H164V245H166ZM169 244H170V243H169ZM172 244H173V243H172ZM248 244H249V243H248ZM164 245H163V246H164ZM188 245H189V244H188ZM212 245H213V244H212ZM245 245H246V244H245ZM250 245H251V243H250ZM252 245H251V246H252ZM255 245H256V244H255ZM257 245H258V243H257ZM261 245H259V246H261ZM158 246H159V245H158ZM163 246H162V247H163ZM166 246H167V245H166ZM168 246H169V245H168ZM171 246H172V245H171ZM189 246H190V245H189ZM204 246H205V245H204ZM247 246H248V245H247ZM259 246H258V247H259ZM159 247H160V246H159ZM162 247H160V248H162ZM175 247H176V246H175ZM180 247H181V246H180ZM182 247H183V246H182ZM253 247H255V246H253ZM253 247H252L251 249H253ZM157 248H158V247H157ZM164 248H165V246H164ZM167 248H168V247H167ZM167 248H166V249H167ZM170 248H171V247H170ZM194 248H196V247H194ZM248 248H250V247L248 246ZM256 248H257V247H256ZM260 248H262V247H260ZM263 248H264V247H263ZM263 248H262V251H261V252H260V249H259V250L257 249V250H258L260 253H262V252L264 251ZM162 249H163V248H162ZM162 249H161V250H162ZM166 249H164V250H166ZM210 249H211V248H210ZM254 249H255V248H254ZM80 250H81V249H80ZM167 250H168V249H167ZM177 250H178V249H177ZM177 250L174 251V252H178ZM180 250H181V249H180ZM192 250H193V249H192ZM243 250H244V249H243ZM246 250H247V249H246ZM169 251H170V250H169ZM251 251H252V250H251ZM157 252H158V249H157ZM163 252H165V251H161L160 253L162 254ZM166 252H168V251H166ZM166 252H165V253H166ZM181 252L184 254L185 251L182 250ZM187 252H190V251L188 250ZM191 252H192V251H191ZM191 252H190V253H191ZM200 252H201V251H199V253H200ZM252 252H253V251H252ZM259 252H258V253H259ZM178 253H180V252H178ZM178 253H175V254L178 255ZM193 253H194V252H193ZM201 253H203V252H201ZM216 253H217V252H216ZM245 253H246V252H245ZM247 253H248V252H247ZM255 253H256V250H255ZM255 253H254V255H255ZM96 254H97V253H96ZM172 254H173V253H172ZM185 254H187V253L185 252ZM191 254H192V253H191ZM209 254H210V253H209ZM165 255H166V254H165ZM168 255L171 256V253H170V254L168 253ZM177 255H174V254H173V256H175V257H176ZM179 255H181V253H180ZM241 255H242V254H241ZM241 255H240V256H241ZM248 255H249V257H250V256L252 255V253H251V255H250V254H248ZM254 255H252V256H254ZM259 255H260V254H259ZM101 256H102V255H101ZM123 256H124V255H123ZM158 256H159V255H158ZM186 256H187V257H190L191 255L188 256V254H187ZM186 256H185V257H186ZM196 256H197V258H198V255H196ZM196 256H195V258H196ZM213 256H214V255H213ZM246 256H247V255H246ZM257 256H258V254L256 255V257H257ZM262 256L264 257V254H262ZM91 257H92V259H93L94 255L91 256ZM160 257H161V256H160ZM166 257H167V255H166ZM179 257H180V256H179ZM185 257H184V258H185ZM191 257H192V256H191ZM193 257H194V256H193ZM200 257H201V256H200ZM204 257H205V256H204ZM249 257L247 256L246 258H249ZM73 258H75V257H73ZM94 258H99V257H96V256H95ZM124 258H125V257H124ZM167 258H168V261H169V258H170V257H167ZM181 258L184 259L183 256H182ZM197 258H196V259H197ZM246 258H245V259H246ZM251 258H252V257H251ZM258 258H259V257H258ZM258 258H256V259H258ZM171 259H172V257L170 258V260H171ZM176 259H177V261H178V258H175V260H176ZM196 259H194V260H195L196 263H198L199 260L196 261ZM233 259H234V258H233ZM260 259H261V258H260ZM263 259H264V258H263ZM263 259H262V260H263ZM94 260H95V259H94ZM179 260H180V259H179ZM190 260H191V259H190ZM96 261H97V260H96ZM172 261H174V260H172ZM172 261H171V262H172ZM177 261H174V262L177 263ZM183 261H187V259H186V260L184 259ZM188 261H189V259H188ZM240 261H241V260H240ZM250 261H251V259H250ZM258 261H259V260H258ZM263 261H264V260H263ZM90 262H91V261H90ZM98 262H99V260H98ZM107 262H108V261H107ZM171 262H170V263H171ZM181 262H182V261L180 260V263H181ZM190 262H191V261H190ZM201 262H202V261H201ZM244 262H245V261H244ZM256 262H257V260H256ZM259 262H260V261H259ZM168 263H169V262H168ZM170 263H169V264H170ZM178 263H179V262H178ZM180 263H179V264H180ZM184 263H185V262H184ZM187 263H189V262H187ZM199 263H200V262H199ZM211 263H212V262H211ZM211 263H210V264H211ZM236 263H239V262H236ZM242 263H243V262H242ZM250 263H251V262H250ZM261 263H262V262H261ZM174 264H175V263H174ZM181 264H182V263H181ZM191 264H193V260H192V263H191ZM194 264H195V263H194ZM233 264H235V263H233ZM247 264H248V263H247ZM252 264H253V263H252ZM255 264H256V263H255ZM259 264H260V263H259ZM262 264H264V263H262Z\"/></svg>",
	"mask_w": 264,
	"mask_h": 264
}]
</instances>
